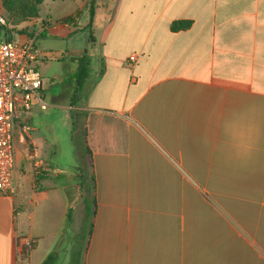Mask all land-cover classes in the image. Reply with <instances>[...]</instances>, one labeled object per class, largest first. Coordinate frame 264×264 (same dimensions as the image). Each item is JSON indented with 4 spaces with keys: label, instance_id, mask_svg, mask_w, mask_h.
Returning <instances> with one entry per match:
<instances>
[{
    "label": "crops",
    "instance_id": "crops-1",
    "mask_svg": "<svg viewBox=\"0 0 264 264\" xmlns=\"http://www.w3.org/2000/svg\"><path fill=\"white\" fill-rule=\"evenodd\" d=\"M18 29L58 45L40 50L74 75L86 52L68 108L90 173L34 172L35 106L15 128L16 194L0 195V264H42L58 245L63 264H264V0H45ZM81 30L93 46H74Z\"/></svg>",
    "mask_w": 264,
    "mask_h": 264
},
{
    "label": "built area",
    "instance_id": "built-area-1",
    "mask_svg": "<svg viewBox=\"0 0 264 264\" xmlns=\"http://www.w3.org/2000/svg\"><path fill=\"white\" fill-rule=\"evenodd\" d=\"M0 24L5 25L0 16ZM15 35L0 40V195L14 197L16 188L13 182L14 169V129L21 126L35 108L46 110L48 104L43 98V77L37 64L50 53L42 52L36 45L37 35L26 33L23 39ZM136 60V56L130 58ZM25 132L29 126H24ZM34 172L39 175L48 170L49 165L39 159L34 146L31 147ZM21 208L16 207L15 216ZM36 245L34 238L23 236L20 246L25 253Z\"/></svg>",
    "mask_w": 264,
    "mask_h": 264
},
{
    "label": "rangeland",
    "instance_id": "rangeland-1",
    "mask_svg": "<svg viewBox=\"0 0 264 264\" xmlns=\"http://www.w3.org/2000/svg\"><path fill=\"white\" fill-rule=\"evenodd\" d=\"M36 19L38 18L27 21V23H34ZM42 21L44 20L42 19ZM39 24L42 25L40 21ZM86 31L81 30L77 33L78 35L73 40L74 46L80 47L89 44V34ZM52 44L55 43L50 42L45 35H37L36 45L39 49L53 46ZM57 46L50 48L51 51H58ZM37 65L44 79L45 101L48 104V108L39 113L32 123L34 130L31 134L33 137H39L42 143L39 159L52 166L54 170L67 173L61 177L60 183L70 184L77 180L86 183L89 179V166L78 151V146L81 145L83 138L82 126L75 130L74 111L68 108L71 103L69 93L72 91L70 84L75 73V65L61 58L59 53H56L55 56L53 54L47 56ZM76 175L79 177L77 178ZM79 261L80 259H70L67 264H81Z\"/></svg>",
    "mask_w": 264,
    "mask_h": 264
},
{
    "label": "trees",
    "instance_id": "trees-1",
    "mask_svg": "<svg viewBox=\"0 0 264 264\" xmlns=\"http://www.w3.org/2000/svg\"><path fill=\"white\" fill-rule=\"evenodd\" d=\"M45 0H1L2 18L5 20V25L0 24V31H4L5 35H21L22 31L18 30L23 23L40 17V11ZM70 19L64 20L69 22ZM192 25L191 21H174L171 24V30L178 32L189 29ZM95 40L90 33L89 44L93 46ZM74 61L78 63V69L73 77L77 86L81 87L83 81L87 77L88 71V56L86 52L83 56L76 58ZM75 260H78L76 256ZM63 257L60 259L59 245L55 248L42 264H63Z\"/></svg>",
    "mask_w": 264,
    "mask_h": 264
}]
</instances>
